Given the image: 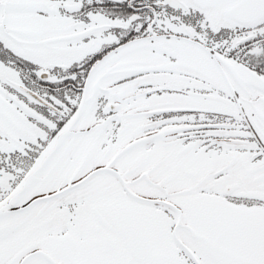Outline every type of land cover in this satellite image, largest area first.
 I'll list each match as a JSON object with an SVG mask.
<instances>
[{
    "label": "snow or ice",
    "instance_id": "6c2138e0",
    "mask_svg": "<svg viewBox=\"0 0 264 264\" xmlns=\"http://www.w3.org/2000/svg\"><path fill=\"white\" fill-rule=\"evenodd\" d=\"M0 264H264V0H0Z\"/></svg>",
    "mask_w": 264,
    "mask_h": 264
}]
</instances>
